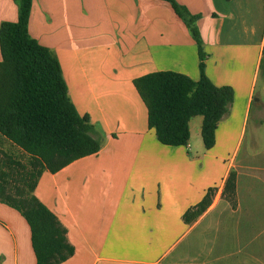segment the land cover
Returning a JSON list of instances; mask_svg holds the SVG:
<instances>
[{
    "label": "crops",
    "instance_id": "obj_1",
    "mask_svg": "<svg viewBox=\"0 0 264 264\" xmlns=\"http://www.w3.org/2000/svg\"><path fill=\"white\" fill-rule=\"evenodd\" d=\"M176 1L199 14L206 75L233 90L208 149L201 115L185 145L158 142L132 82L159 70L199 78L196 43L169 2L32 0L29 34L55 53L71 101L101 136L96 153L44 170L34 190L74 246L62 264H264V0ZM17 15V0H0V22ZM254 102L257 143L235 161L223 137L238 117L243 130ZM35 262L24 217L0 202V264Z\"/></svg>",
    "mask_w": 264,
    "mask_h": 264
},
{
    "label": "trees",
    "instance_id": "obj_2",
    "mask_svg": "<svg viewBox=\"0 0 264 264\" xmlns=\"http://www.w3.org/2000/svg\"><path fill=\"white\" fill-rule=\"evenodd\" d=\"M165 1L196 43L199 78L159 70L132 82L158 142L185 145L189 119L201 115L200 134L208 149L214 145L218 122L232 103L233 90L229 85H215L205 73L206 53L196 23L199 14H191L176 0ZM17 3L16 20L0 22V137L19 149L26 161L22 163L13 153L3 154L7 159L0 162V202L24 217L35 264H62L74 253V246L67 241L66 228L34 190L44 170L56 172L73 160L96 153L101 136L88 115H80L71 101L55 53L29 34L32 0ZM14 173L19 184L11 186ZM227 181L233 186V173ZM207 203L208 193L196 204L198 212Z\"/></svg>",
    "mask_w": 264,
    "mask_h": 264
},
{
    "label": "rangeland",
    "instance_id": "obj_3",
    "mask_svg": "<svg viewBox=\"0 0 264 264\" xmlns=\"http://www.w3.org/2000/svg\"><path fill=\"white\" fill-rule=\"evenodd\" d=\"M263 81H264V56H263L261 67H260V73L258 76L256 89L260 88L261 83ZM256 108H257L256 103L254 102L252 104V107H251L250 116L248 117L247 122L244 123V128L242 131H240L242 119L238 117L234 126L231 129H229L227 131V134H225V137H223V142H225V147L227 149L226 154L228 156H230L233 153V151H235V153H236L235 161L240 160V158L242 157V155L246 149L248 142L249 141L251 142V138H252L253 143H257L256 133L253 132V129H252L253 128V125H252L253 115L256 111ZM9 153H13L18 159H20V161L22 163H24L26 161L25 155H23V153L19 149H17L16 147H13L6 140L0 139V162L7 159L6 156L3 154H9ZM206 168H207V163H206ZM205 175L212 176V177H216V176L218 177L219 173L217 171V173L213 172V173L208 175L207 170H206ZM14 176H15V181H11V186L19 184L18 175L14 173ZM210 181L212 182L213 179ZM132 233H134L133 230H132ZM122 237H123V235H122ZM134 249L135 248H131V247H128V248L114 247V248H107L106 251L111 250L114 253H117V255H129L130 253H133Z\"/></svg>",
    "mask_w": 264,
    "mask_h": 264
}]
</instances>
